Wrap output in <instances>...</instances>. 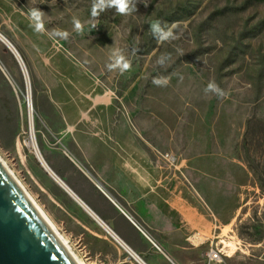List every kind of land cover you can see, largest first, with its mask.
I'll return each mask as SVG.
<instances>
[{
	"label": "rangeland",
	"instance_id": "374dc122",
	"mask_svg": "<svg viewBox=\"0 0 264 264\" xmlns=\"http://www.w3.org/2000/svg\"><path fill=\"white\" fill-rule=\"evenodd\" d=\"M94 3L0 0V34L27 74L0 41L1 159L84 264H136L28 146L27 80L38 150L62 180L77 177L60 154L84 161L106 155L96 144L125 147L143 183L132 194L147 193L153 225H172L150 208L158 189H172L189 198L192 222L209 220L218 264H264V0H133L130 14L108 7L93 17ZM156 21L174 38L154 36ZM117 50L128 70L110 67ZM212 82L223 96L206 91ZM124 211L160 250L173 241L178 261L204 264L206 246H177L193 234L154 233Z\"/></svg>",
	"mask_w": 264,
	"mask_h": 264
},
{
	"label": "crops",
	"instance_id": "0c3cea01",
	"mask_svg": "<svg viewBox=\"0 0 264 264\" xmlns=\"http://www.w3.org/2000/svg\"><path fill=\"white\" fill-rule=\"evenodd\" d=\"M0 71H3L1 67ZM93 148L95 152L101 151L106 155L100 157L95 154L93 158L86 156V160L81 161L72 154L66 152L60 154L63 162L67 163L72 169V176L77 177V181L73 180L71 185L66 177L63 178V181L102 224H105L115 233L128 247L129 252L123 250L129 256L137 257L134 259L136 264H139V261L144 264H185V262L178 261L177 257L174 256L172 248L175 244L173 241L170 245L169 243L165 244L166 250L157 251L150 240L142 233V229L134 223L124 209H129L154 233L177 231L184 236L190 233L193 234L189 239L181 240L177 246L188 249V243L193 247L204 245L206 246L204 264H218L216 262L208 263L206 258L209 249L217 245L215 242L216 237L209 228V220L203 216L204 220L196 217L199 221H191L192 214L195 215L196 212L190 206L188 197L177 195L172 189L162 195L160 193L161 189H155V191L157 190L155 198L157 206L151 204L150 208L154 206L155 208L165 209L172 218V225L162 228L153 225L143 210L144 208L146 210V207L149 206L142 201L147 193H141L139 196H133L132 194V192L139 191L143 183L138 179L139 173L135 169L136 166L132 165L130 161L128 162L125 156L121 154V152H126L125 147L96 144ZM112 152L116 153L113 157H111ZM128 169H131L132 172ZM81 209L83 210V208ZM216 248L218 247L216 246ZM186 264H190V262H186Z\"/></svg>",
	"mask_w": 264,
	"mask_h": 264
},
{
	"label": "water",
	"instance_id": "95a60500",
	"mask_svg": "<svg viewBox=\"0 0 264 264\" xmlns=\"http://www.w3.org/2000/svg\"><path fill=\"white\" fill-rule=\"evenodd\" d=\"M8 44L10 48L6 47L15 56L26 77L22 59L14 47ZM35 157L45 172L65 190L70 198L82 208L86 207L64 183L55 177L36 154ZM94 218L98 219L96 216ZM0 264H82L78 255L52 226L1 157Z\"/></svg>",
	"mask_w": 264,
	"mask_h": 264
},
{
	"label": "clouds",
	"instance_id": "9594fccd",
	"mask_svg": "<svg viewBox=\"0 0 264 264\" xmlns=\"http://www.w3.org/2000/svg\"><path fill=\"white\" fill-rule=\"evenodd\" d=\"M115 7L120 14H130L135 11V5L133 4V0H96L92 8V16L95 17L98 15V12L103 11L105 8ZM42 12L40 10L33 9L31 11V18L35 23V30L40 32L43 31V24L41 22ZM75 27L77 30L81 29V24L79 21H75ZM154 36H157L162 39H170L174 38L173 33L171 31H165L161 27V22L156 21L152 27ZM55 35L66 38L67 33L57 32ZM114 58V64L110 67H117L121 72L128 70L130 68V61L125 58L123 53L119 50L114 51L112 53ZM162 62V61H161ZM157 84H161L162 81H155ZM208 92H214L217 96H223V91L214 83H209L208 88L206 89Z\"/></svg>",
	"mask_w": 264,
	"mask_h": 264
},
{
	"label": "bare ground",
	"instance_id": "6f19581e",
	"mask_svg": "<svg viewBox=\"0 0 264 264\" xmlns=\"http://www.w3.org/2000/svg\"><path fill=\"white\" fill-rule=\"evenodd\" d=\"M1 35V34H0ZM2 36V37H1ZM0 36V41L3 43V45L7 46L10 48V45L8 43H10L3 35ZM8 42V43H7ZM11 44V43H10ZM12 45V44H11ZM26 90H27V119H28V135H27V140H28V146L32 149V151L34 152V154H36L40 160L42 161L43 164H45L49 170L51 172H53L55 174V177L58 178L62 183L65 184V186L69 189L70 187L49 167V165L47 164V162L43 159V157L41 156L36 141H35V136H34V130H33V119H32V110L30 107V100H29V85H28V81L26 80ZM56 183V182H55ZM58 185V184H57ZM59 186V185H58ZM23 187V186H22ZM60 187V186H59ZM62 188V187H60ZM63 189V188H62ZM64 190V189H63ZM65 191V190H64ZM72 192V191H71ZM73 193V192H72ZM74 194V193H73ZM75 201V200H74ZM76 202V201H75ZM77 203V202H76ZM78 204V203H77ZM80 206V205H79ZM85 206V205H84ZM39 207V206H38ZM82 208V207H81ZM40 209V208H39ZM41 210V209H40ZM83 210L90 215L91 218H93L94 220V215H91V211H88V209L86 207L83 208ZM41 212L44 214V212L41 210ZM45 215V214H44ZM46 216V215H45ZM47 217V216H46ZM48 218V217H47ZM49 220V218H48ZM50 221V220H49ZM104 231L105 233L111 237L119 246H121L122 249H124L127 253L129 252L128 247L115 235V233L108 228L105 224H102V222L99 219H95L94 220ZM50 223L52 224V222L50 221ZM52 226L55 228V226L52 224ZM56 229V228H55ZM58 232V231H57ZM59 233V232H58ZM60 234V233H59ZM61 235V234H60ZM62 236V235H61ZM63 237V236H62ZM63 239L65 240V238L63 237ZM65 242L67 243V245L69 246L68 242L65 240ZM70 247V246H69ZM71 248V247H70ZM131 254V253H129ZM136 258V257H135ZM138 260V259H137ZM81 261V260H80ZM138 262V261H137ZM82 264H84L81 261ZM139 264H144L142 261H139Z\"/></svg>",
	"mask_w": 264,
	"mask_h": 264
},
{
	"label": "built area",
	"instance_id": "2783aa9c",
	"mask_svg": "<svg viewBox=\"0 0 264 264\" xmlns=\"http://www.w3.org/2000/svg\"><path fill=\"white\" fill-rule=\"evenodd\" d=\"M139 227V226H138ZM141 229V228H140ZM142 233L150 240L152 246L157 250V251H160V248L148 237V235L143 231L141 230ZM130 257L132 259H135L132 255H130ZM222 257V253H221V249H217L215 247L213 248H210L209 251L206 253V258H207V261L208 263H211V262H216V263H220L221 262V258ZM137 258V257H136Z\"/></svg>",
	"mask_w": 264,
	"mask_h": 264
}]
</instances>
